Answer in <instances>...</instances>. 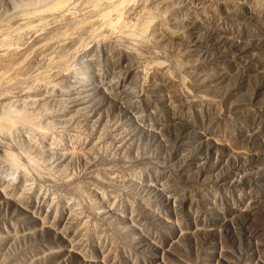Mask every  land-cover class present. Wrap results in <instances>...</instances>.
I'll return each instance as SVG.
<instances>
[{
	"label": "rangeland",
	"instance_id": "1",
	"mask_svg": "<svg viewBox=\"0 0 264 264\" xmlns=\"http://www.w3.org/2000/svg\"><path fill=\"white\" fill-rule=\"evenodd\" d=\"M57 1L0 0V264H264V0Z\"/></svg>",
	"mask_w": 264,
	"mask_h": 264
},
{
	"label": "bare ground",
	"instance_id": "2",
	"mask_svg": "<svg viewBox=\"0 0 264 264\" xmlns=\"http://www.w3.org/2000/svg\"><path fill=\"white\" fill-rule=\"evenodd\" d=\"M61 1H62V0H61ZM57 2H59V0H58ZM52 5H53V4H52ZM128 38H129V37H128ZM130 39H131V38H130ZM9 120H10V119H9ZM11 121L13 122V121H14V118H13V120H10V122H11ZM8 124H9V123H8ZM10 124L12 125V123H10ZM10 124H9V125H10ZM0 125H1V124H0ZM1 126H2V125H1Z\"/></svg>",
	"mask_w": 264,
	"mask_h": 264
}]
</instances>
